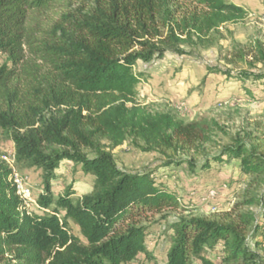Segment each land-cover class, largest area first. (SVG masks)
<instances>
[{"label": "trees", "instance_id": "trees-1", "mask_svg": "<svg viewBox=\"0 0 264 264\" xmlns=\"http://www.w3.org/2000/svg\"><path fill=\"white\" fill-rule=\"evenodd\" d=\"M66 1L0 0V54L6 57L0 129L14 144L16 163L42 173L36 203L47 212H29L1 160L0 264H264V216L261 224L258 214L239 212L243 205L264 206L256 198L223 220L181 218L166 234L161 263L149 250L145 222L191 204L180 203L161 168L187 165L204 176L233 163L241 175L261 178L264 137L248 134L198 161L210 126L140 104L142 77L135 71L140 62L191 55L187 47L210 48L216 34L245 22L249 12L228 0H78L87 6L48 31L30 26L34 13ZM254 59L264 68L261 45ZM223 74L240 82L251 100L264 99V69ZM126 143L156 154L160 164L141 172L120 169L113 151ZM63 162L91 179L90 194L76 198L69 188L55 195Z\"/></svg>", "mask_w": 264, "mask_h": 264}, {"label": "rangeland", "instance_id": "rangeland-1", "mask_svg": "<svg viewBox=\"0 0 264 264\" xmlns=\"http://www.w3.org/2000/svg\"><path fill=\"white\" fill-rule=\"evenodd\" d=\"M228 1L240 4L249 12V16L245 22L224 27L214 36V44L210 48L193 50L187 47L185 49L191 55H169L148 64L140 62L135 68L142 77L138 97L140 104L153 112L172 113L187 123L200 121L210 126L209 140L200 146L198 161H202L206 154L218 155L225 147L233 145L236 139L248 134L264 137V99L251 100L240 82L223 74L225 71L232 74L239 71L259 73L264 69L254 59L256 47H264V0ZM85 6L86 3L78 0L66 1L48 11L34 13L29 24L39 31H48L64 16L78 12ZM239 51L243 52L245 59L238 58ZM5 60L6 57L0 54V65ZM250 84H246V87H250ZM251 90L260 93L255 87ZM14 152L9 135L0 129V161L7 157L14 170L28 178L33 186L32 199L36 202L42 193V173L28 169L25 164H17L13 159ZM113 154L119 168L130 172H141L161 162L156 154L144 153L130 143L115 149ZM215 169L219 173L196 176L187 165L161 168L163 181L178 195L180 203L191 204L184 206L186 210L151 216L145 222L151 233L147 245L158 262L165 259L166 234L172 233V226L181 218L223 220L225 215L235 214L237 205H243L253 198L263 201L264 205V176L250 178L241 175L233 163L221 164ZM56 173L57 179L53 182L55 195L59 196L69 188L75 191L76 198L91 193V179L78 172L73 163L63 162ZM208 194L213 198L204 202ZM29 212L40 216L47 213L40 210L37 203L29 208ZM239 212L258 214V221L263 223L264 206L243 205ZM248 243L250 249L256 250V239L252 234ZM209 258L216 260L213 253Z\"/></svg>", "mask_w": 264, "mask_h": 264}, {"label": "built area", "instance_id": "built-area-1", "mask_svg": "<svg viewBox=\"0 0 264 264\" xmlns=\"http://www.w3.org/2000/svg\"><path fill=\"white\" fill-rule=\"evenodd\" d=\"M13 159L15 160V152L13 153ZM3 161H5L10 168L12 169V181L14 183V185L16 186L17 189V194L21 199V202L23 203V205L29 209L30 207L36 205V202L32 199L33 198V186H31L29 180L27 177H24L22 175H19L14 168L12 167V165H10L9 160L7 159V157L3 158ZM211 197L209 194L206 195V197L204 198V202H208L211 200Z\"/></svg>", "mask_w": 264, "mask_h": 264}]
</instances>
